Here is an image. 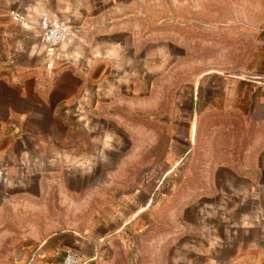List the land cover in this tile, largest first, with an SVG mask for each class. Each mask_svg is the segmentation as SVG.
<instances>
[{"label": "rangeland", "instance_id": "obj_1", "mask_svg": "<svg viewBox=\"0 0 264 264\" xmlns=\"http://www.w3.org/2000/svg\"><path fill=\"white\" fill-rule=\"evenodd\" d=\"M132 7L167 22L150 50L155 65L111 109L108 139L95 147L102 160L85 179L1 209L0 264H63L85 241L96 253L79 264H174L181 230L212 203L215 171L264 139V0ZM122 206L123 220L101 226Z\"/></svg>", "mask_w": 264, "mask_h": 264}, {"label": "crops", "instance_id": "obj_2", "mask_svg": "<svg viewBox=\"0 0 264 264\" xmlns=\"http://www.w3.org/2000/svg\"><path fill=\"white\" fill-rule=\"evenodd\" d=\"M141 1L148 0H0V211L75 185L85 166L102 160L95 147L108 139L110 111L155 65L150 50L167 30V22L133 12ZM13 11L30 24L15 22ZM43 13L70 19L72 35L45 44ZM230 157L231 166L215 171L212 203L181 230L174 264H264V139ZM126 210L101 226L123 220ZM94 243L73 249L94 258Z\"/></svg>", "mask_w": 264, "mask_h": 264}, {"label": "built area", "instance_id": "obj_3", "mask_svg": "<svg viewBox=\"0 0 264 264\" xmlns=\"http://www.w3.org/2000/svg\"><path fill=\"white\" fill-rule=\"evenodd\" d=\"M11 15L17 23L25 26L30 24L29 18L17 11H13ZM39 27L43 42L51 46L59 45L73 33L70 19L52 17L48 13L41 15ZM63 256V264H79L82 260L80 253L74 251H67Z\"/></svg>", "mask_w": 264, "mask_h": 264}, {"label": "trees", "instance_id": "obj_4", "mask_svg": "<svg viewBox=\"0 0 264 264\" xmlns=\"http://www.w3.org/2000/svg\"><path fill=\"white\" fill-rule=\"evenodd\" d=\"M91 259H93V258H91ZM85 262H87V261H85Z\"/></svg>", "mask_w": 264, "mask_h": 264}]
</instances>
